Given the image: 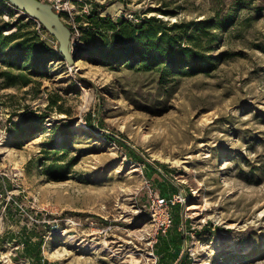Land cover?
Returning <instances> with one entry per match:
<instances>
[{"label": "rangeland", "instance_id": "1", "mask_svg": "<svg viewBox=\"0 0 264 264\" xmlns=\"http://www.w3.org/2000/svg\"><path fill=\"white\" fill-rule=\"evenodd\" d=\"M60 2L72 65L39 63L56 41L0 1V264H264V0ZM88 16L181 25L214 68L103 63L119 45ZM177 194L162 233L153 200Z\"/></svg>", "mask_w": 264, "mask_h": 264}, {"label": "trees", "instance_id": "2", "mask_svg": "<svg viewBox=\"0 0 264 264\" xmlns=\"http://www.w3.org/2000/svg\"><path fill=\"white\" fill-rule=\"evenodd\" d=\"M88 24L90 26L88 35L98 36L101 40L105 39V35L100 33L99 30L102 27L105 31L112 32L111 38L114 43L119 45L112 48L104 49L103 47H96V54L100 61L103 63L115 62L120 57H130L133 61L140 62L143 67H170L173 69L181 68V74H191L196 72H209L214 68L213 58L205 56L198 51L199 45L197 41L199 37L193 35L189 36L192 47H181L177 45L180 41L178 38L171 35L170 31H177L183 29L181 25H173L172 27H164L163 25L150 24L151 21L143 19L139 27H132V25L123 19L119 22L113 23L108 16L104 18L88 16ZM159 22V21H158ZM204 23H200L199 26H203ZM41 30H43L40 27ZM138 33V40L146 41L143 47L138 45H131L133 36ZM159 36L157 37V35ZM1 36V35H0ZM10 37H4V40ZM27 41H21L18 43V48L21 50L25 48ZM5 43H0V51L3 50ZM39 49L37 51L36 60L39 63H45L47 60H54L59 55L52 49H49L42 43H39ZM145 47L151 49V53L146 54ZM119 48V52L118 51ZM93 53H89V58L93 57ZM43 56V57H42ZM23 84H27L24 82ZM111 139V138H110ZM114 140V139H112ZM119 142V140H116ZM125 149L132 155H135V151L129 146H125Z\"/></svg>", "mask_w": 264, "mask_h": 264}, {"label": "water", "instance_id": "3", "mask_svg": "<svg viewBox=\"0 0 264 264\" xmlns=\"http://www.w3.org/2000/svg\"><path fill=\"white\" fill-rule=\"evenodd\" d=\"M0 1H4L16 10L21 11L47 32L57 43V54L69 65H72L76 61V59H72L74 50L71 43V30L69 26L64 23L61 16L54 12L52 5L39 0Z\"/></svg>", "mask_w": 264, "mask_h": 264}, {"label": "built area", "instance_id": "4", "mask_svg": "<svg viewBox=\"0 0 264 264\" xmlns=\"http://www.w3.org/2000/svg\"><path fill=\"white\" fill-rule=\"evenodd\" d=\"M39 1L49 3L50 5H52L54 12H56L60 16L62 14H68L69 16L73 18V15L79 14V11H76L73 7L68 6V4L62 6L60 0H39ZM84 11L85 10L80 11L81 12L80 14H82V12ZM70 30L72 33L71 43H72L73 50H74L78 46V41H77L78 37L74 34L77 32V29L75 26H72ZM180 200H181V197L179 194L175 196H171V197H168V196H162L161 198L156 197L155 200H153V206L155 208L154 215L159 217L158 218L159 219L158 230H160L162 233L166 231L167 227L171 223L170 211H171L172 206H174L176 203H179ZM156 262H157L156 259H154V264H156Z\"/></svg>", "mask_w": 264, "mask_h": 264}, {"label": "bare ground", "instance_id": "5", "mask_svg": "<svg viewBox=\"0 0 264 264\" xmlns=\"http://www.w3.org/2000/svg\"><path fill=\"white\" fill-rule=\"evenodd\" d=\"M115 6H116V5H113V8H114ZM111 9H112V8H111ZM118 9H120V7H119ZM118 9H116L117 12H118ZM114 10H115V9H114ZM117 12H116V13H112L111 11H110V12H109V11H108V12L106 11L105 14H109V15H117V14L119 13V12H118V13H117ZM78 67H79V64H76V66L73 67V69H76V68H78ZM4 139H5V138H4ZM7 151H8V150H7V148H6V142L3 141V138H1V139H0V153H3V154H4L5 152L7 153Z\"/></svg>", "mask_w": 264, "mask_h": 264}]
</instances>
